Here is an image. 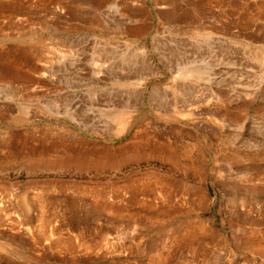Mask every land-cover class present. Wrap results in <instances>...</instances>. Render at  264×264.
<instances>
[{"label": "rangeland", "instance_id": "obj_1", "mask_svg": "<svg viewBox=\"0 0 264 264\" xmlns=\"http://www.w3.org/2000/svg\"><path fill=\"white\" fill-rule=\"evenodd\" d=\"M0 264H264V0H0Z\"/></svg>", "mask_w": 264, "mask_h": 264}, {"label": "bare ground", "instance_id": "obj_2", "mask_svg": "<svg viewBox=\"0 0 264 264\" xmlns=\"http://www.w3.org/2000/svg\"><path fill=\"white\" fill-rule=\"evenodd\" d=\"M184 14L190 16V15H189L188 13H186V12H185ZM180 15H181V14H180ZM181 16H182V15H181ZM181 16H180V19H182V17H183V16H182V17H181ZM188 16H187V18H185V19H188ZM185 19H183V20H185ZM183 20H182V21H183ZM174 51H175V50H174ZM172 53H173V52H172ZM142 69H144V68H142ZM122 108H123V106H122Z\"/></svg>", "mask_w": 264, "mask_h": 264}]
</instances>
